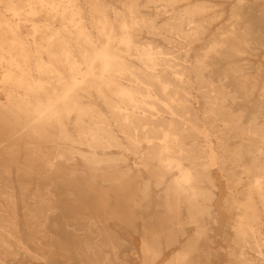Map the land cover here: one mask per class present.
Returning <instances> with one entry per match:
<instances>
[{
	"label": "bare ground",
	"instance_id": "obj_1",
	"mask_svg": "<svg viewBox=\"0 0 264 264\" xmlns=\"http://www.w3.org/2000/svg\"><path fill=\"white\" fill-rule=\"evenodd\" d=\"M182 1L0 0V264L29 245L47 261L44 227L65 203L75 213L51 225L77 223L79 245L57 244L71 264H128L137 221L140 264L173 247L165 264H209L213 171L226 264H264V79L239 64L264 47V9L248 7L264 0H230L213 33L211 0Z\"/></svg>",
	"mask_w": 264,
	"mask_h": 264
},
{
	"label": "rangeland",
	"instance_id": "obj_2",
	"mask_svg": "<svg viewBox=\"0 0 264 264\" xmlns=\"http://www.w3.org/2000/svg\"><path fill=\"white\" fill-rule=\"evenodd\" d=\"M235 1H230V0H211L210 4H213V10L219 13V16L215 18V20L209 25L208 27V32L213 33L217 29L226 27L228 25V13L233 6ZM186 2L182 0H177L176 3V8L180 9L182 6H184ZM249 3V2H248ZM250 9V15L252 16H257V11H262L264 9V2L257 1V2H251L248 5ZM165 18L158 16L157 18V24L161 25L164 22ZM199 43L194 45V49H197L199 47ZM239 64L241 65H246L247 66V72L250 75H256V70H259L260 78L264 79V47L257 46L253 47L251 50L247 51L246 53L241 55V58L239 59ZM256 95V94H255ZM132 161V160H131ZM131 163V162H130ZM212 178L215 181V184L217 186L216 189V195L215 199L213 202V207L214 210L217 213V223L215 225H212V231L210 234V242L208 245V248L213 252L212 255L209 257V264H226L228 259L225 256V249L227 248L228 244L225 240H223L224 232L228 231L227 229V223L230 218V213L226 212L223 210V201L224 198L227 195V184L226 181L223 179V177L217 173V171L212 172ZM55 200L56 201H62L63 197L59 196V193H55ZM76 195L73 197L75 198ZM62 204L63 201H62ZM68 204L63 205V210H54V213H62V215L67 216V217H72L68 216L70 214L75 213L73 210L74 206H70V208L67 207ZM67 210V211H65ZM109 209H104L100 210V214L98 213V210H89L90 216H100V217H108L110 214ZM155 211L153 208H150L148 211H145L144 209L140 210H135L134 213L137 216H142L144 218L150 217V216H155L158 214H155ZM158 213H161L160 211ZM52 214L48 216V223L45 224V230L48 233L46 237V243H42V247H44L43 251L46 253V250L48 251V254L46 255L47 261L41 259L40 257H37L36 253H41L39 250L36 248L32 247L29 245V253L26 255L23 251H18V254L16 257L12 260H10V263L12 264H71L69 260L66 258H63L58 255L57 251V244H63L71 247H76L80 243L78 239L75 237L78 233L72 232L73 227H76L77 229V223L69 222L68 227L65 228L59 222V218H55L54 225H51V221L54 219L52 217ZM68 214V215H66ZM138 232L136 233H131V230H128V233L123 232L121 230L122 226L120 224H117V228L113 225L110 224L108 225V228L110 231L115 232L117 237L122 238L123 236H126L131 233L129 237L128 243H124L122 247L119 248L118 254L120 257V260L124 259L126 263L128 264H140V260L136 259L135 255L133 254L134 249L139 250L141 246V239H140V231H142V223L137 221L135 223ZM21 227V226H19ZM191 228L187 227L186 230L190 231ZM73 234V235H69ZM127 237V236H126ZM128 238V237H127ZM70 239V241H68ZM177 247L170 248L168 250H165L164 253L159 257V259L156 260L154 264H165L168 259L171 257L173 252L176 250ZM72 256H69V258ZM73 261H71L73 264H81L77 262L76 260H80L73 254ZM71 260V258H70Z\"/></svg>",
	"mask_w": 264,
	"mask_h": 264
}]
</instances>
